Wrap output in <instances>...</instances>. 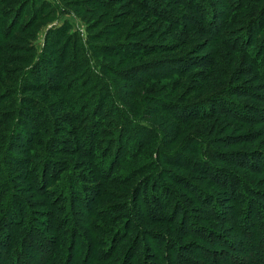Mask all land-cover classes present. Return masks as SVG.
Returning <instances> with one entry per match:
<instances>
[{
  "label": "rangeland",
  "instance_id": "374dc122",
  "mask_svg": "<svg viewBox=\"0 0 264 264\" xmlns=\"http://www.w3.org/2000/svg\"><path fill=\"white\" fill-rule=\"evenodd\" d=\"M198 1L205 7L209 16L215 13V22L223 26L224 29L220 31L226 40L234 42L241 39L242 47L248 23L262 17V22L258 25L263 24L264 0ZM155 9H160L167 15L178 16V24L172 25L166 18L161 17L160 13H156ZM184 12V9L175 7L172 0H0L1 88H19V83L26 85V88L31 87V84L35 86L38 93L29 92L30 105L21 104V109L27 114L42 112L45 117L42 109L45 108L51 112V122L57 127L52 125L49 131L45 130L43 133L46 134L42 133V136L30 145L31 149L46 150L45 156L55 161L56 170L59 171L65 166L60 177L52 174L53 166L47 168L45 181L53 182L49 190L54 197L53 201L49 202L46 196H41L26 183V180L31 181V178H27L30 172L20 165L28 158V144L21 139H13L14 143L12 137L15 132L8 139V147L11 146L9 150L12 151H9L11 159L5 157L7 169L9 164L15 165L23 172L21 176L25 179L19 180L18 176L16 178V175L11 173L13 186L19 187L16 188V193L31 206L32 218H29V222H33L43 234L50 237L46 247L54 242L53 249L56 252L48 264H64L66 258L70 257L72 258L67 264H126V260L121 263L107 261L109 259L106 258V251L114 257L121 256L122 251H126L140 240L156 250H143L137 264H163L159 262L161 260L157 262L154 256L165 259L170 252L175 263V254L179 253L180 248L189 251L192 262L196 259L203 262L202 264H207L201 258L200 251L194 248L195 244L191 243L197 242L204 248L212 247L213 250L215 245H211L205 238L200 241L194 236L180 234L177 226L179 227L180 222L186 218L189 226L206 227L204 229L208 228L212 234L220 233L231 238L230 240H239L242 245L246 243V235L243 238L240 228L248 214V198H264V161L260 163V173L242 172L222 164L216 165L217 168L225 169L226 172L239 177V187L237 186L234 196L230 195V186L226 191L208 180L203 168L210 170L212 166L215 167L214 153L255 152L264 160V121H258L255 114V108L264 114V102L239 101V107H243V112L251 116L252 121L215 116L213 121L204 119L186 125L175 121V112H181L175 107L191 108L199 104L206 109L210 108L209 102L213 99H216L215 107L219 98L236 100L228 93L229 88L235 84L251 87L253 90L259 89L260 94L264 95V81L258 80L255 75V80L237 79L234 73L240 68V64L233 62L236 61L233 60L234 53L228 45H217V38L212 40L213 44L207 43L204 37L186 41L181 30L182 24L186 26L187 32L192 26L189 21L182 22L179 18L184 17L181 15ZM205 22L207 23V20ZM253 33H256V30ZM263 38L262 34L259 43ZM134 44L141 46V50L135 54H116L118 46ZM144 47H158L162 51L156 55L141 54ZM104 48L108 51L115 48V54L112 57L102 56L99 52H104ZM205 56L209 57L206 58L208 61L215 58L223 66L226 71L223 81L215 83L214 75L204 77L205 75L195 67L187 74L171 76L163 67L164 64L159 65L160 69L153 67V63L157 61L164 63L198 59L202 62ZM77 57L78 61L84 58L78 63L79 70H67L66 66L70 60ZM151 66L154 69L149 68ZM38 68V75L32 72ZM150 69L151 72H161V76L149 75L151 72L147 71ZM62 78H66L62 84L69 80L74 83L83 82V85H79L75 93L64 94L63 91L55 89ZM51 88L53 90L50 92ZM74 97L83 101L82 105L87 107L81 113L83 123L78 125H75V122L74 125L65 123L67 105L62 101ZM34 102L41 108L36 109ZM197 107L193 110L199 109ZM80 110L74 109L76 113ZM188 111L192 110H186ZM92 116L97 124L94 129V141L91 143L90 135L93 131L89 122ZM108 117L110 118L107 120ZM19 119L21 121L16 126L27 121L25 115ZM112 120L116 122L109 123L113 122ZM24 125L25 123L20 129L23 133L28 129ZM75 132L84 136L81 142L85 153L94 149L96 158L93 160L104 168L105 178L102 174L84 171L82 156L86 155L73 148V144L77 142ZM227 136L254 137L256 143L233 145L228 149L219 142ZM138 141L142 147L140 149L134 147V143ZM53 146L55 151L58 150L57 146L60 147V153H50ZM16 147L21 151H15ZM21 152L23 154H19ZM131 154L135 157L130 162L126 158ZM46 157L35 167L39 183L43 168L46 171ZM33 162L35 164L37 160L34 159ZM93 177H98L99 180L94 182ZM116 179L119 181L117 184L113 181ZM179 179L193 185L198 195L215 199L212 207L217 205L220 211L223 214L227 212L228 216L231 210L233 212L235 199L239 200L242 206L238 211L240 219L233 218L227 223V215H224V223L206 220L205 209L200 205L198 196L193 192L183 191L179 186ZM69 186L75 190V208L72 212L69 204H63V214L56 215L54 212L60 206H54V200L68 198L66 190ZM25 187L26 189L21 190ZM147 189L162 208H167L162 220L153 217L156 211L149 206V199H145L144 192ZM251 190L257 192L260 197L253 196ZM16 193L14 195L17 198ZM162 194L169 197L167 202ZM98 211L102 216L100 218ZM256 212L257 224L260 225L261 213L257 209ZM130 213L131 218L127 219ZM51 221L56 225H63L62 239L58 244L54 239L57 234L55 236L50 226ZM250 221L253 224V220ZM28 226L29 224L26 228ZM99 226L102 228L101 233L96 230ZM124 228L127 231L125 236L121 237L118 234ZM135 232L138 233L139 240H134ZM118 238L121 240L118 243L120 246L115 248L114 243ZM99 239L105 242V246L93 249L91 242L95 244L94 241ZM122 239H126L123 244ZM160 241H165L163 254L159 253L158 249ZM82 245L84 250L81 251ZM242 245L240 247L249 250L248 245ZM46 247L33 255L32 259L38 260V264H47V256L41 262V257H44L50 246L44 250ZM99 248L105 252L102 256L96 251Z\"/></svg>",
  "mask_w": 264,
  "mask_h": 264
},
{
  "label": "trees",
  "instance_id": "16d2710c",
  "mask_svg": "<svg viewBox=\"0 0 264 264\" xmlns=\"http://www.w3.org/2000/svg\"><path fill=\"white\" fill-rule=\"evenodd\" d=\"M174 2L175 7L184 9L185 12L181 15L184 17L179 16L181 18L182 22L189 21L191 24L192 28H190L189 32H187L186 26L182 24L181 30L185 34L184 38L186 41L190 39H194L197 37H204L206 39L207 43H211L212 40H219V46L223 47L224 45H228L232 52L234 53L233 60L235 59L237 62L240 64V68L236 70L237 72L234 73L236 75L237 79L239 78H246V81H250V79H257L258 80H263L264 81V75L262 71V64L264 63V38L259 43V39L261 35H264V20L262 25H258L260 21L262 20V17H258L255 19L252 23H248V28L246 29V35L243 37L242 44L244 47L240 46L241 44V39H238L236 41H229L226 40V38L223 35V32L220 30L224 29L222 25H220L219 22H215V13H211L209 16V13L205 10V7L202 6V3L199 2L198 0H172ZM153 9V8H152ZM156 13H160V16L163 18H166L172 25L178 24V19L174 15H167V13H164L160 9H155ZM196 10V11H194ZM154 11V10H153ZM264 11V10H263ZM262 11V13H263ZM261 13V14H262ZM208 15V18H207ZM169 16V17H168ZM180 20V19H179ZM207 20V23L205 22ZM262 22V21H261ZM256 30V33H253V31ZM187 32V33H185ZM5 34L3 35V38H5ZM217 38V39H216ZM5 40V39H4ZM213 44V42H212ZM260 46V47H259ZM162 48V47H161ZM115 49V48H114ZM114 49H110L108 51L107 49L104 48V52H99L102 56H109L112 57L115 54ZM119 49V50H118ZM141 50V46L137 45H121L117 47L116 54H123V55H128L129 53L135 54L137 51ZM204 48L201 49L203 51ZM161 49L158 47H144L143 52L141 54L145 55H156V53H161ZM83 56L84 55V52ZM240 55V57H238ZM76 57V56H75ZM206 58H209L208 56L203 57V61L200 62L198 59L194 60H187V59H182V60H177L171 61V62H164V63H153V67L160 69L159 65L164 64L163 66L166 70L169 76L177 74V75H184L189 73L192 69H199V72L204 74V77H208L211 75H214L215 83L218 81H223L225 76H226V71L223 69V66L220 65L219 62L216 61L215 58L211 59L210 61L206 60ZM84 58L79 59L78 57L73 60V58L70 60L68 63L67 70L69 68L71 69V72L75 71L76 72L79 70L78 68V63L83 60ZM187 60V61H186ZM205 60V61H204ZM72 62V63H71ZM192 62V63H191ZM197 62V63H194ZM1 63V60H0ZM195 67V68H194ZM149 68H152L149 67ZM3 70V68H1ZM154 69V68H152ZM66 71V69H65ZM152 70L150 69L147 72H151ZM33 73L35 72L37 75L40 73V68L33 70ZM146 72V73H147ZM68 74L73 75L72 73L68 72ZM154 75L156 74L157 77L161 76V72L155 73L151 72L149 75ZM256 77H255V76ZM263 76V77H261ZM66 77V75H65ZM203 78V77H202ZM41 80V77L39 78ZM66 78L61 79V83L59 86L55 89L63 91L64 94H70V93H75L76 90L79 89V85H83V82L79 83H74L72 81H69L65 84H62V81H64ZM204 79V78H203ZM139 80V79H138ZM24 82L25 79H23ZM97 81V80H96ZM201 83V81L199 82ZM27 85H29L27 83ZM3 83H0V264H38V260H34L33 255L37 254L40 249L43 247H46V245L50 242L48 235L43 234V231L38 228V226L34 225L33 222H29V218H32V212H31V206L30 204L24 200V198H20V194L16 193L18 192L17 189L19 187L16 185L13 186L12 184V174H15L16 178L17 176L19 177V180L24 181L25 179L21 176L22 171L19 170L15 165H8L7 169V164L6 161L7 159L5 157H8L9 159V150L11 148L8 147L9 143V137L15 134L12 137L13 139H21L24 140L28 146H27V159L22 163L20 166L25 169V171L30 172V176L27 178H31V181H27L26 183L31 186V188L36 191L38 194H41V196H46L47 199H49V202L53 201L54 197H52L53 193H51L49 190L52 188V183H47L45 181V175L48 173L47 168L50 166H53V171L52 174L54 173L55 177H60L62 170L65 169L62 167L61 170L58 171L54 166L56 167L55 161L50 160L45 156V151L46 150H41V151H34L31 149V144L34 143L35 140L40 138L42 136V133L46 130L49 131L50 126L57 127L55 123H52L50 114L51 112L46 110L45 108L43 109L42 112L30 114L26 113L21 109V104L22 105H30V102L28 101V96L29 92L33 93H38V91L35 89V86L31 84V87L28 86L26 88V85H23L22 83H19V88L17 86L11 88V87H3ZM53 89L51 88L49 91L51 92ZM104 90V88H103ZM55 91V90H54ZM228 93L230 96H232L236 100H227L224 98H219L217 101L219 102L218 105L215 107V100L213 99L211 102H209L210 108H203V105H197L193 106L191 108H176V110L181 111L179 113L175 112L176 117L175 121H178L179 123L182 124H187V123H193L199 120H207V121H213L215 120V116H218L219 118L226 117L231 120H243V121H249L253 120L251 116H248V114H245L243 112V107H239V101L240 102H251V101H258V102H264V95H261L259 92V89L253 90L251 87H245L241 86L239 84L232 85V87L229 88ZM83 94V93H82ZM224 97V96H223ZM64 102L66 106V113H67V118L66 122L67 124L70 125H78L79 123H83V110H86L87 107L85 105H82L83 101L77 100L75 97L74 98H65ZM35 103V102H34ZM36 109H40L41 107L38 106V104H33ZM85 106V107H84ZM88 106V105H87ZM199 108V109H194L193 108ZM81 109L79 112H75L74 109ZM192 110L191 112L186 110ZM77 111V110H76ZM255 114H256V119L259 121H264V114L257 110L255 108ZM23 115L26 116L27 121L19 123L18 126L16 124L20 122L21 120L19 119L20 116L23 117ZM110 117L107 118V120ZM241 118V119H240ZM23 121V120H22ZM113 121V120H112ZM116 121H109V123H115ZM25 123L26 131L24 133L20 131L21 126ZM90 126L92 127V133L90 135V141L91 143L94 141V129H95V118L92 116V120L89 122ZM89 126V125H88ZM89 126V127H90ZM57 130V129H55ZM54 130V131H55ZM12 131V132H11ZM43 134H46L43 133ZM77 136V142L76 144H73L74 150H78V153H82V156L84 161L82 162L85 164L84 171H91L93 173L102 174L103 177L105 178V174L103 173L104 168H101L97 163L95 164L94 160L95 154H94V149L90 153H85L82 148V138L84 137L83 135H80L78 132L74 133ZM100 134V131H99ZM26 135V136H25ZM80 135V136H79ZM79 136V137H78ZM147 140V139H146ZM145 140V141H146ZM4 141V143H3ZM14 141V140H13ZM144 141V142H145ZM220 144L223 145V147L230 148L233 145L239 146L241 144L248 143L250 145H254L256 143V138H250L248 136H241V137H230L227 136L223 138L222 140L219 141ZM15 143V141H14ZM89 143V142H86ZM75 145V146H74ZM55 146V145H54ZM51 148L49 151L50 153H60V147L57 146V149L55 151V147ZM134 147L137 149L142 148L141 145L139 144V141L134 143ZM76 148V149H75ZM17 150L15 151H21L20 149L16 147ZM23 154V152L19 153ZM43 155V156H42ZM46 157V171L43 168L42 171V179L39 183L37 172L35 167L37 164H39L42 160ZM134 154L130 155L128 158H126L128 161H133L134 159ZM34 159L37 160V162L34 164ZM180 161V160H179ZM213 161L215 163V167L212 166V169H206L203 168V172L206 176V178L210 181H212L213 184L224 188L226 191L230 186V195L234 196V193L237 192L238 183H239V177H235L232 173L226 172L225 169H220L217 168L216 165H224L225 167L233 168L238 171L242 172H250V173H260L262 172V168L260 167V163H263L262 156L260 154L255 153V152H245V151H240V152H229V153H214L213 155ZM12 160H10V163ZM70 166V164H68ZM6 166V167H5ZM41 167V166H40ZM211 168V167H210ZM52 170V169H51ZM108 177V176H107ZM99 180L98 177L92 178V181ZM117 183H119L118 179L113 180ZM178 182L180 183L179 186L182 188L183 191H189L193 192L198 196V201L200 205L204 207V215L206 217V220L210 219L213 221H216L219 223H224L223 222V216L227 215V218H225V222L229 223V221L233 218L240 219L238 211L242 208L240 205V201L235 199L234 207H233V212L231 210L230 216H228L227 212L220 211V208L215 205L212 207L213 202H215L213 198H207L203 195H198L196 188L187 183L184 180L179 179ZM241 185V183H240ZM243 185V184H242ZM238 186V187H237ZM26 189L25 188H21ZM229 190V189H228ZM74 187H70L66 190V193L68 195V198H56L54 206H60L56 212H54L56 215H62L63 214V208L61 206L63 204H69L70 209L73 212L74 206L76 205V200L73 197V192H74ZM252 195L256 197H260L257 192L254 190H251ZM164 191H162L163 193ZM18 194V197L16 198L14 194ZM145 199L148 200L149 206H152L156 214L153 216L157 220H162L164 216L166 215L167 208H162L160 203L157 202V200L154 198V195H151V193L148 192V189L145 190L144 192ZM163 195V199L167 202L169 200V197L165 194ZM67 202V203H66ZM264 202V198H248V204H247V217L244 219V223L241 226V233L243 235V238L246 235V243L243 245H248L247 250L245 247H240L242 245L239 240H230L228 236H224L220 233H215L212 234L211 231L207 229H204L206 227H196L194 226H189L188 225V219L186 218L184 221L182 220L181 225L178 227L177 230L180 234H187L189 237H196L197 240L200 239V241H204V238L206 241H209L211 245H215V250L211 248L207 249L201 246L202 244H198L197 242H192L191 244H195L194 248L196 250L200 251V256L202 259L205 260L207 264H264V206H262V203ZM212 207V209L210 208ZM256 209L261 213V222L259 223L260 225L257 224V219L258 215H256ZM99 214V218L102 217L101 213L99 211L97 212ZM180 212L178 213V215ZM185 214V213H184ZM183 214V215H184ZM187 214V213H186ZM128 217V216H127ZM131 218V213L130 216L127 219ZM178 218V217H177ZM251 220H253V224L251 223ZM112 221V220H110ZM231 223V222H230ZM29 224V226L26 228V226ZM98 226V224H96ZM51 229L54 230L55 236L57 234V238L54 237V239L57 240V244L60 243L62 237V226H59V224L56 225V223H53L51 221ZM96 228V227H95ZM77 229V226H76ZM101 227L97 228V232L101 233ZM125 231H127L126 228L122 229L121 232L118 235H121V237L125 236ZM75 235L77 234L76 231L74 232ZM141 233V232H140ZM134 240H139L138 233H134ZM193 237V238H194ZM120 238V237H119ZM117 239L114 243V247L118 248L120 245L118 244L121 240ZM123 240V239H122ZM126 239L122 241V244L125 242ZM39 241V242H38ZM41 242L42 243V248H41ZM141 242V244H140ZM54 242L44 248L46 250V253L44 254V257H41V262H43L47 256V264L50 258L54 255L56 250L53 249L54 247ZM93 246V249H95L97 246H105V242H103L102 239L95 240L91 242ZM133 244V243H132ZM136 245V246H135ZM132 245L128 247L126 251H122V255L114 257L110 252L108 253L106 251V256L107 261L113 262V263H121L122 261L126 260V264H137V262H140V257L141 253L143 250H148L149 252L155 251L156 248H151L143 244V241H139V243ZM165 245V241H160L158 245L159 253H164L162 251L163 247ZM242 245V246H243ZM187 248V247H186ZM228 248V249H227ZM82 249L84 250V247L82 245ZM172 250V249H171ZM170 250V251H171ZM98 252L99 256H102L105 254L104 250H99L96 249ZM232 251V252H231ZM157 252V251H156ZM234 253H240L243 254L242 256H239ZM30 257H29V255ZM169 256L168 258H163L161 257L158 258L156 256L155 260H161L159 262H162L163 264H197V263H203L201 261H197L195 258V262H192V258L190 259V253L186 249L180 248L179 253H176L177 259L175 260V263L173 262V259L171 257V252L168 253ZM161 255V254H160ZM239 256V257H238ZM170 257V258H169ZM72 257H70L71 259ZM68 258H66L64 264H67V261L69 263ZM105 259V258H104ZM138 260V261H137ZM136 261V263H134ZM43 264V263H42Z\"/></svg>",
  "mask_w": 264,
  "mask_h": 264
}]
</instances>
